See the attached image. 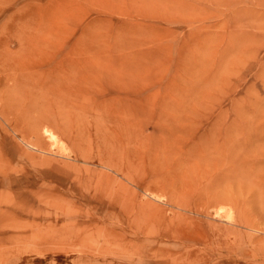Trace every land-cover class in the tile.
Wrapping results in <instances>:
<instances>
[{"label":"rangeland","instance_id":"rangeland-1","mask_svg":"<svg viewBox=\"0 0 264 264\" xmlns=\"http://www.w3.org/2000/svg\"><path fill=\"white\" fill-rule=\"evenodd\" d=\"M0 264H264V0H0Z\"/></svg>","mask_w":264,"mask_h":264},{"label":"bare ground","instance_id":"bare-ground-1","mask_svg":"<svg viewBox=\"0 0 264 264\" xmlns=\"http://www.w3.org/2000/svg\"><path fill=\"white\" fill-rule=\"evenodd\" d=\"M219 211H222V212H224V209L223 208H221ZM226 212V211H225ZM222 214V213H221ZM221 217V216H220Z\"/></svg>","mask_w":264,"mask_h":264}]
</instances>
